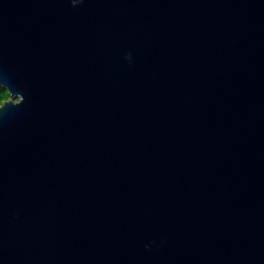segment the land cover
I'll list each match as a JSON object with an SVG mask.
<instances>
[{
	"label": "water",
	"instance_id": "obj_1",
	"mask_svg": "<svg viewBox=\"0 0 264 264\" xmlns=\"http://www.w3.org/2000/svg\"><path fill=\"white\" fill-rule=\"evenodd\" d=\"M0 264H264V0H0Z\"/></svg>",
	"mask_w": 264,
	"mask_h": 264
},
{
	"label": "trees",
	"instance_id": "obj_2",
	"mask_svg": "<svg viewBox=\"0 0 264 264\" xmlns=\"http://www.w3.org/2000/svg\"><path fill=\"white\" fill-rule=\"evenodd\" d=\"M8 97V93L6 89L2 86H0V103Z\"/></svg>",
	"mask_w": 264,
	"mask_h": 264
}]
</instances>
